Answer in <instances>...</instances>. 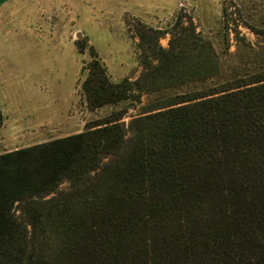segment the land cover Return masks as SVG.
<instances>
[{"label":"trees","instance_id":"16d2710c","mask_svg":"<svg viewBox=\"0 0 264 264\" xmlns=\"http://www.w3.org/2000/svg\"><path fill=\"white\" fill-rule=\"evenodd\" d=\"M182 19L139 33L137 79L113 81L90 45L81 90L91 109L197 91L0 153V264H264V61L229 74Z\"/></svg>","mask_w":264,"mask_h":264},{"label":"rangeland","instance_id":"374dc122","mask_svg":"<svg viewBox=\"0 0 264 264\" xmlns=\"http://www.w3.org/2000/svg\"><path fill=\"white\" fill-rule=\"evenodd\" d=\"M178 17L185 25L193 21L211 41L229 74L252 73L264 61V0H37L0 18V153L82 132L126 107L129 125L145 107L197 91L190 82L144 94L141 103L91 109L81 90L90 45L113 81L137 79L143 70L139 33L171 30ZM170 37L163 33L160 44L167 48ZM85 38L89 45L80 52L75 40ZM68 187L65 181L59 189Z\"/></svg>","mask_w":264,"mask_h":264},{"label":"crops","instance_id":"0c3cea01","mask_svg":"<svg viewBox=\"0 0 264 264\" xmlns=\"http://www.w3.org/2000/svg\"><path fill=\"white\" fill-rule=\"evenodd\" d=\"M37 0H0V18L4 19L5 16H8V13H12L14 11H19L22 8H25L26 5H29L31 8L32 4H35ZM6 13V14H5ZM34 12V18H36ZM38 18H39V12ZM5 14V15H3Z\"/></svg>","mask_w":264,"mask_h":264}]
</instances>
